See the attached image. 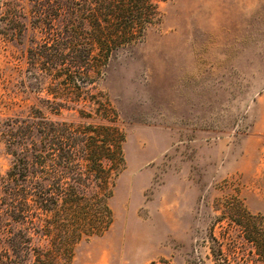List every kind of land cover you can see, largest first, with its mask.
I'll return each instance as SVG.
<instances>
[{
	"label": "rangeland",
	"instance_id": "obj_1",
	"mask_svg": "<svg viewBox=\"0 0 264 264\" xmlns=\"http://www.w3.org/2000/svg\"><path fill=\"white\" fill-rule=\"evenodd\" d=\"M58 1L0 0V252L10 249L7 173L21 151L47 123L97 121L89 99L57 112L59 49L73 55L51 20ZM160 8L162 21L85 86L117 109L125 161L111 227L79 242L70 264H216L212 234L236 241L237 259L224 245L234 264H264L244 232L264 227V0Z\"/></svg>",
	"mask_w": 264,
	"mask_h": 264
},
{
	"label": "trees",
	"instance_id": "obj_2",
	"mask_svg": "<svg viewBox=\"0 0 264 264\" xmlns=\"http://www.w3.org/2000/svg\"><path fill=\"white\" fill-rule=\"evenodd\" d=\"M33 12L43 19L40 9ZM162 17L160 0L57 2L51 20L64 26L59 41L73 44L71 57L63 46L58 53V64L65 65L61 74L65 86L57 93L61 99L57 112L69 102L89 99L93 107L89 117L97 121L86 126L47 123L39 142H30L21 151L7 173L10 185L5 188L3 213L11 230L10 249L0 252V264H70L79 242L101 236L111 227L108 200L124 165L125 133L107 95L90 93L87 98L85 86L95 82L93 76L105 73L115 53L141 41ZM83 63L88 65L86 72L81 70ZM245 228L246 240L264 263V227L255 231L247 223ZM209 241L216 264H234L224 249L226 243L233 244L232 256L238 258L230 235L221 240L212 234Z\"/></svg>",
	"mask_w": 264,
	"mask_h": 264
}]
</instances>
